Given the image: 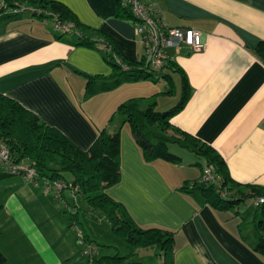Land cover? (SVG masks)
<instances>
[{
  "label": "crops",
  "instance_id": "1",
  "mask_svg": "<svg viewBox=\"0 0 264 264\" xmlns=\"http://www.w3.org/2000/svg\"><path fill=\"white\" fill-rule=\"evenodd\" d=\"M52 1L68 7L80 27L109 37L125 59L132 61L141 54L133 24L114 18V0ZM151 1L167 26L198 30L204 45L197 51H172L173 68L162 71L167 79L126 83L87 98L85 79L76 70L91 76L113 74L99 47L77 46L75 35L56 38L61 32L53 20L1 15L0 94L86 151L102 129L109 134L117 131L122 121L116 120L119 105L133 101L157 105L160 96L173 94L165 91V85L175 84L171 73L180 78L176 106L182 92L180 70L188 88L183 109L171 119L173 128L213 148L239 191L246 192L247 186L264 190V61L255 51L264 43V0ZM167 136L179 139L171 130ZM173 144L190 152L182 144ZM172 150L181 158L180 164L144 161L129 127L123 125L120 180L107 194L137 226L173 233L175 264H264L245 241L253 230L242 223L251 226L255 216L249 222L242 217L248 210L242 215L238 211L240 205L253 207L250 201L236 206L235 214L214 209L199 189L192 188L201 177L197 160L184 159V152ZM1 181L5 183L0 217L8 220L0 223V252L7 264H90L78 242L79 233L94 241L79 231L78 216L73 223L67 209L62 214L68 221L62 226L51 217L55 202L46 196L41 182L34 185L20 176ZM110 252L101 254L96 247L94 256H111Z\"/></svg>",
  "mask_w": 264,
  "mask_h": 264
},
{
  "label": "trees",
  "instance_id": "2",
  "mask_svg": "<svg viewBox=\"0 0 264 264\" xmlns=\"http://www.w3.org/2000/svg\"><path fill=\"white\" fill-rule=\"evenodd\" d=\"M2 2L5 7L0 6V16L26 15L29 20H54L57 24L71 23L77 31V34H74L77 46L88 49L99 47L104 52V60L113 70L111 76H91L75 71L85 79V97L87 98L113 91L124 83L143 81L158 83L168 78V75L162 71L159 73L149 71L144 67L143 62L125 59L109 37L99 30L80 27L71 10L60 2L1 0L0 4ZM114 5L115 19L134 24V16L120 5L119 0H114ZM20 6L30 7L34 11L19 14L7 13L10 9ZM66 35L61 33L56 38ZM255 51L264 61L263 42ZM115 56L128 67L127 71L121 70V66L114 59ZM167 68L172 70V61ZM177 72L181 76L182 92L176 106L159 112L155 111V101L148 102L146 106L139 101L121 104L116 109V115L122 118L117 131L109 134L102 129L86 151L80 150L57 129L45 125L35 114L15 100L0 94V138L10 150L13 161L29 163L41 178L65 181L71 192L74 187H78L79 190L75 194L80 193L84 203L108 221L113 235L120 237L126 243L128 250L126 256L94 257L93 264H141L140 262L123 263V260L130 259L140 250L151 247L160 248L163 254L162 264H175L173 233L164 229L137 226L126 209L107 194V189L120 180V131L125 124L141 149L144 161L162 159L172 164H180L181 158L168 149V143H178L194 154L197 160L195 165L201 167V175L205 169H211L213 175L220 179V189L226 191V197H222L221 193H217L213 188H203L199 183L193 184L192 188L199 189L205 201L214 209L229 211L246 200L264 198V190L256 186H247L246 192L239 191L238 184L234 183L228 174L224 160L213 148L194 136L173 128L171 119L183 109L188 88L184 73L180 70ZM112 118L113 116L109 121ZM168 130L179 135V139L167 136ZM63 173L71 176V183L66 181ZM13 176L0 170V181ZM254 210L255 218L251 226L245 222L242 223L243 226L248 225L245 229L253 230V235L248 233L245 241L249 240L252 250L264 259V203L255 207ZM77 214V211H69L70 221L76 222ZM83 239L86 243L100 247L97 243L86 240L84 236ZM0 264H7L6 257L1 252Z\"/></svg>",
  "mask_w": 264,
  "mask_h": 264
},
{
  "label": "built area",
  "instance_id": "3",
  "mask_svg": "<svg viewBox=\"0 0 264 264\" xmlns=\"http://www.w3.org/2000/svg\"><path fill=\"white\" fill-rule=\"evenodd\" d=\"M120 5L126 8L134 16L133 24L137 43L140 46L141 54L135 58L137 62H143L145 68L151 72L159 73L166 69L172 61V51L178 53L183 48L197 51L203 48L201 32L191 28H174L166 25L164 17L161 15L157 4L151 0H119ZM0 6L5 7L2 2ZM34 9L26 6L10 9L8 14H19L20 12H33ZM54 21V20H53ZM54 26L61 33L68 35L77 34L75 27L71 23L57 24ZM122 71H127L128 67L114 57ZM0 170L4 173L20 176L24 180L36 185L43 184L46 192L60 197L62 191L69 189L68 184L61 179H46L38 176L35 168L27 162H14L10 150L0 138ZM199 185L203 188H213L222 197H226V191L220 189V179L213 175L211 169H205L200 177ZM79 188L74 187L72 193L78 192ZM264 203V198H254L250 205L257 207ZM77 228V227H76ZM79 243L83 246V255L93 264L96 247L86 243L79 233Z\"/></svg>",
  "mask_w": 264,
  "mask_h": 264
},
{
  "label": "rangeland",
  "instance_id": "4",
  "mask_svg": "<svg viewBox=\"0 0 264 264\" xmlns=\"http://www.w3.org/2000/svg\"><path fill=\"white\" fill-rule=\"evenodd\" d=\"M1 1V0H0ZM119 71V70H117ZM166 72V70H163ZM174 80V86L173 88H170L169 86L165 85L167 87V90H171L173 94H165L164 96H160L156 101L157 105L155 107V111L164 112L170 109L172 106H174L179 98L180 95V78L177 74L171 73ZM126 84V83H124ZM165 84V83H162ZM142 102V101H140ZM122 119L119 115L116 116V120ZM168 149L171 153H175L177 155V152L172 149H176L179 151H182L186 154V157L184 159H189L192 162L196 161V158L188 152L186 149H181L180 146L174 145L173 143H168ZM66 181L68 183H71V176L67 173H63ZM5 181H0V191L1 186H4ZM1 196V193H0ZM46 196L52 201L55 202L53 205V208L49 210L51 213V217L57 221H59L62 226L68 221L63 216V212L66 211L69 213V211L76 212L78 216V222L77 225H79V228L81 232H84L87 237H90L92 241L97 243L100 247L98 248L101 252V254H105V252L111 253V256L119 255L120 257L126 256L128 250L126 243L118 236L113 235L111 231V227L108 223V221L95 210H92L82 198V195L80 193L74 194L71 192L70 189H65L62 192V196L58 197L53 194L47 193ZM68 206H67V205ZM86 204V205H85ZM59 206L58 208L55 206ZM248 210V215H244L242 217H246V219L250 222V220L254 216V208L249 207V209H246L243 205H240L238 207L239 214L242 215L244 212ZM229 212H232L235 214V209L230 210ZM8 220L7 217L1 216L0 217V223H4ZM73 230L76 233V228H73ZM78 234V233H77ZM79 237V236H78ZM79 242V239H78ZM80 244V243H79ZM81 245V244H80ZM82 246V245H81ZM83 252V249H82ZM139 258L142 259L141 263L145 264H162L163 261V254L159 247H151V248H145L137 252L136 255H134L130 259L123 260V263H131V262H138Z\"/></svg>",
  "mask_w": 264,
  "mask_h": 264
}]
</instances>
